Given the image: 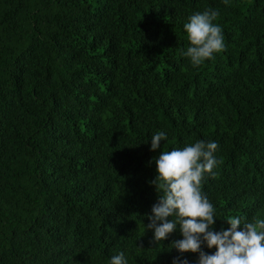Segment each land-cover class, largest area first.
Segmentation results:
<instances>
[{
    "label": "trees",
    "instance_id": "1",
    "mask_svg": "<svg viewBox=\"0 0 264 264\" xmlns=\"http://www.w3.org/2000/svg\"><path fill=\"white\" fill-rule=\"evenodd\" d=\"M205 10L225 47L193 67ZM200 140L212 230L264 219V0H0V264H198L145 225L155 159Z\"/></svg>",
    "mask_w": 264,
    "mask_h": 264
},
{
    "label": "clouds",
    "instance_id": "2",
    "mask_svg": "<svg viewBox=\"0 0 264 264\" xmlns=\"http://www.w3.org/2000/svg\"><path fill=\"white\" fill-rule=\"evenodd\" d=\"M217 16L213 10L197 12L183 25L191 44L183 55L193 67L225 47L222 28L213 23ZM166 139L163 131L154 134L150 150H156ZM217 148L216 142L200 140L183 149L163 151L155 159L157 175L151 183L163 195L152 207L146 231L152 230L154 242L159 243L178 229L183 239L173 241L171 248L180 253H199L198 264H264V219L243 222L241 217L229 216L225 221L230 227L212 230L214 207L202 194L201 182L218 164L214 156ZM202 244L216 251L207 254L201 250ZM110 264H127L124 253L112 257ZM173 264L188 262L176 257Z\"/></svg>",
    "mask_w": 264,
    "mask_h": 264
}]
</instances>
